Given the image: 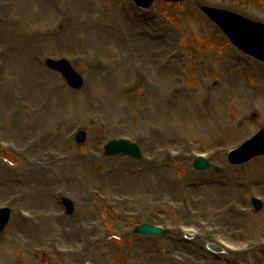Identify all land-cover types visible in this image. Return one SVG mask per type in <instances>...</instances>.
I'll return each instance as SVG.
<instances>
[{"label":"rangeland","instance_id":"1","mask_svg":"<svg viewBox=\"0 0 264 264\" xmlns=\"http://www.w3.org/2000/svg\"><path fill=\"white\" fill-rule=\"evenodd\" d=\"M199 5L264 22V0L150 11L132 0H0V206L13 212L0 264H264V207L251 203L264 201V155L227 159L264 126V63ZM62 57L82 89L44 64ZM119 138L137 142L143 161L105 157ZM200 153L211 163L202 173L192 170ZM29 210L36 219L22 221ZM143 222L163 235H134Z\"/></svg>","mask_w":264,"mask_h":264},{"label":"water","instance_id":"2","mask_svg":"<svg viewBox=\"0 0 264 264\" xmlns=\"http://www.w3.org/2000/svg\"><path fill=\"white\" fill-rule=\"evenodd\" d=\"M208 12L210 13V15H213V12L215 13H219V11L216 10H208ZM211 15V16H212ZM214 19L218 21V23L224 28V30L227 32V34L233 38V35L239 34L243 29H247V31L250 32H255V36L256 35H260L263 32V28H258L259 26H256L254 24H252V22L250 21H245V20H241L239 18H236V20L238 21L237 27H233L232 29L229 28V25H227L226 22H228V19H224L221 18L220 16L217 15H213ZM232 33V34H231ZM234 39V38H233ZM239 39H242V36L239 35ZM255 53H257L258 55H260V57L264 58V53L261 51H254ZM59 67L61 68V70H63L65 76L67 77L69 83L71 82L74 86H80V81L79 79L76 77L77 74L75 72H73L71 70V68L69 67V65L67 63H59ZM72 85V86H73ZM110 147L114 148V152H119V151H126V152H132V151H136V148L134 146H129V145H123V144H116V145H110L108 146V152H110ZM255 153H264V147L259 148L257 151H255ZM8 217V214L6 213L5 215H0V228H2L6 222V218Z\"/></svg>","mask_w":264,"mask_h":264},{"label":"bare ground","instance_id":"3","mask_svg":"<svg viewBox=\"0 0 264 264\" xmlns=\"http://www.w3.org/2000/svg\"><path fill=\"white\" fill-rule=\"evenodd\" d=\"M231 58H229V60H230ZM256 176H253V178H255ZM259 180H261V178H258ZM226 194L227 195H229L230 194V192L229 191H227L226 192ZM221 214V213H220ZM223 216H225L226 218L227 217H230V216H232V219H233V221H237L235 218H238V219H245V218H247V216L246 215H244L243 213H238L237 211H225L224 212V214H223ZM226 220V219H225Z\"/></svg>","mask_w":264,"mask_h":264}]
</instances>
